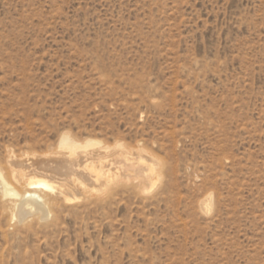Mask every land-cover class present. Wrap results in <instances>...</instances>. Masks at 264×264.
I'll return each mask as SVG.
<instances>
[{
	"label": "rangeland",
	"instance_id": "rangeland-1",
	"mask_svg": "<svg viewBox=\"0 0 264 264\" xmlns=\"http://www.w3.org/2000/svg\"><path fill=\"white\" fill-rule=\"evenodd\" d=\"M64 132L157 176L2 222L0 264H264V0H0V161Z\"/></svg>",
	"mask_w": 264,
	"mask_h": 264
},
{
	"label": "bare ground",
	"instance_id": "bare-ground-1",
	"mask_svg": "<svg viewBox=\"0 0 264 264\" xmlns=\"http://www.w3.org/2000/svg\"><path fill=\"white\" fill-rule=\"evenodd\" d=\"M151 164L152 157L140 145L133 150L119 142L108 146L95 139L79 140L69 132L61 133L55 147L44 154H15L10 148L0 161V224L13 233L55 224L75 203L82 204L75 211L103 206L104 194L123 180L145 191L157 176ZM8 235L1 232L4 244L9 243Z\"/></svg>",
	"mask_w": 264,
	"mask_h": 264
}]
</instances>
